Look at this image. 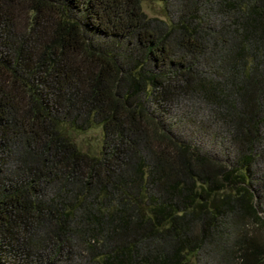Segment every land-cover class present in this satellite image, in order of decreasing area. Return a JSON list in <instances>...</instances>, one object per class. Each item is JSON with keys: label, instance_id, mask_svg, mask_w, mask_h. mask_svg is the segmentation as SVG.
I'll use <instances>...</instances> for the list:
<instances>
[{"label": "trees", "instance_id": "trees-1", "mask_svg": "<svg viewBox=\"0 0 264 264\" xmlns=\"http://www.w3.org/2000/svg\"><path fill=\"white\" fill-rule=\"evenodd\" d=\"M158 1L0 0V264H264V0Z\"/></svg>", "mask_w": 264, "mask_h": 264}, {"label": "rangeland", "instance_id": "rangeland-1", "mask_svg": "<svg viewBox=\"0 0 264 264\" xmlns=\"http://www.w3.org/2000/svg\"><path fill=\"white\" fill-rule=\"evenodd\" d=\"M141 8L142 11L146 14L149 18H159L165 20V14L162 9V5L158 0H141ZM194 106L190 105H180L178 106V110L176 111V115H178V120L183 119L185 116L195 115L197 114L200 116L204 111L196 109ZM203 117H199L198 120L203 122ZM212 129L214 127H211ZM68 135L70 136L71 140L77 145V147L85 152L97 154L102 141V131L99 125H93L91 128L85 131H73L68 129ZM195 135V134H194ZM184 137V135H183ZM202 145V142H198ZM213 149L220 153L222 149H225L222 146H212ZM193 260V259H192Z\"/></svg>", "mask_w": 264, "mask_h": 264}]
</instances>
